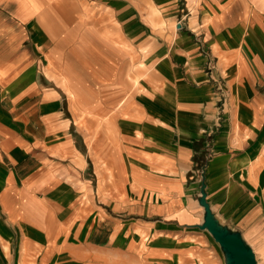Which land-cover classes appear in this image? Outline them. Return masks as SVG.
I'll list each match as a JSON object with an SVG mask.
<instances>
[{"label": "crops", "instance_id": "1", "mask_svg": "<svg viewBox=\"0 0 264 264\" xmlns=\"http://www.w3.org/2000/svg\"><path fill=\"white\" fill-rule=\"evenodd\" d=\"M209 150L206 200L243 232L264 194V0H0V264L24 230L65 241L73 213L113 256L136 228L196 237Z\"/></svg>", "mask_w": 264, "mask_h": 264}, {"label": "rangeland", "instance_id": "2", "mask_svg": "<svg viewBox=\"0 0 264 264\" xmlns=\"http://www.w3.org/2000/svg\"><path fill=\"white\" fill-rule=\"evenodd\" d=\"M132 82L137 84V75L132 76ZM214 94V97L217 98L216 108L219 115H222L227 98L222 80H215ZM82 125L84 129H89V122L84 121ZM209 156L210 150L201 159L200 171L203 165L206 167ZM262 188H259V191H262ZM255 196L252 194V199L256 204L252 205L251 209L256 213H249L246 216L247 226L244 228V233L221 221L216 213L214 214L220 222L239 231L244 241L251 247L256 264H264V213H261L262 207L264 208V194L260 193ZM85 202L82 203L85 205L87 204ZM200 207L202 208V206ZM90 215V213L72 214L74 218L72 221L76 225L73 227L74 232H71L70 236L69 233L66 237L67 241L66 239L65 241L61 240L62 242L53 241L47 237L44 239L37 231L35 234H28L26 230L18 237L14 236L11 245H7V242L3 241L6 256L10 257L8 264H225L219 244L206 229L196 226L202 222V216L201 220L194 225L197 229L195 230L196 237H174L163 235L154 230L148 232L147 229L136 228L130 234H126L122 241H119L120 251L113 256L108 255L105 251L91 248L92 242L89 236L93 226L85 219ZM100 226H104L105 230V221L101 222ZM70 228L71 226H68V229Z\"/></svg>", "mask_w": 264, "mask_h": 264}, {"label": "water", "instance_id": "3", "mask_svg": "<svg viewBox=\"0 0 264 264\" xmlns=\"http://www.w3.org/2000/svg\"><path fill=\"white\" fill-rule=\"evenodd\" d=\"M204 167L200 171L201 182L198 203L203 208L202 222L196 226L206 229L219 244L225 264H256L251 247L244 241L239 231L220 222L206 201Z\"/></svg>", "mask_w": 264, "mask_h": 264}, {"label": "trees", "instance_id": "4", "mask_svg": "<svg viewBox=\"0 0 264 264\" xmlns=\"http://www.w3.org/2000/svg\"><path fill=\"white\" fill-rule=\"evenodd\" d=\"M200 160H201V159H200ZM200 160H198V164H199ZM201 165H202V162H201Z\"/></svg>", "mask_w": 264, "mask_h": 264}]
</instances>
